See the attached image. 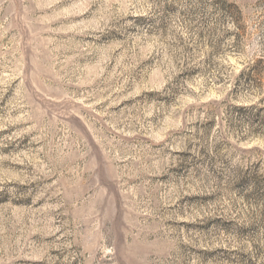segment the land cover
<instances>
[{"label": "rangeland", "instance_id": "obj_1", "mask_svg": "<svg viewBox=\"0 0 264 264\" xmlns=\"http://www.w3.org/2000/svg\"><path fill=\"white\" fill-rule=\"evenodd\" d=\"M0 264H264V0H0Z\"/></svg>", "mask_w": 264, "mask_h": 264}]
</instances>
